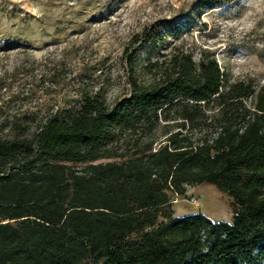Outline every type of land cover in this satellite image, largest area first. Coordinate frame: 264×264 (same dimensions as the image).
Wrapping results in <instances>:
<instances>
[{
	"label": "trees",
	"instance_id": "1",
	"mask_svg": "<svg viewBox=\"0 0 264 264\" xmlns=\"http://www.w3.org/2000/svg\"><path fill=\"white\" fill-rule=\"evenodd\" d=\"M148 68L113 105L85 94L31 136L0 137V264H264V85L229 82L207 53ZM203 182L232 197L231 221L175 215L172 194Z\"/></svg>",
	"mask_w": 264,
	"mask_h": 264
},
{
	"label": "rangeland",
	"instance_id": "2",
	"mask_svg": "<svg viewBox=\"0 0 264 264\" xmlns=\"http://www.w3.org/2000/svg\"><path fill=\"white\" fill-rule=\"evenodd\" d=\"M203 1L0 0V137L31 136L48 117L77 109L85 94L100 93L113 105L129 96L132 71L138 81H148L149 63L177 51L197 62L207 53L229 82L246 81L259 90L264 0ZM170 19L183 25L181 33L165 31ZM164 131L159 126L143 140L159 142ZM215 131L214 124L203 125L194 135L211 137ZM172 198L175 215L233 219L232 197L212 183L188 185L184 195Z\"/></svg>",
	"mask_w": 264,
	"mask_h": 264
}]
</instances>
